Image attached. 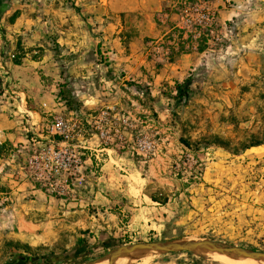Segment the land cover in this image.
<instances>
[{
	"label": "rangeland",
	"instance_id": "374dc122",
	"mask_svg": "<svg viewBox=\"0 0 264 264\" xmlns=\"http://www.w3.org/2000/svg\"><path fill=\"white\" fill-rule=\"evenodd\" d=\"M187 77L193 94L176 105ZM43 102L81 118L80 184L20 179L25 116L51 120ZM14 125L0 145L2 161L15 153L0 191L26 185L0 203V264H88L164 239L264 250V0H7L0 141ZM149 264L210 261L159 252Z\"/></svg>",
	"mask_w": 264,
	"mask_h": 264
},
{
	"label": "built area",
	"instance_id": "2783aa9c",
	"mask_svg": "<svg viewBox=\"0 0 264 264\" xmlns=\"http://www.w3.org/2000/svg\"><path fill=\"white\" fill-rule=\"evenodd\" d=\"M62 105L63 103H58ZM42 107L50 111L51 120L42 119L33 121L31 112L26 114L24 127V143L29 146V153L23 160L26 170L20 179L32 182L41 188H53L64 186H75L84 181L83 178V152L77 149H86L80 144L86 141L81 139V118L74 110H67L64 106L62 110L50 109L46 102ZM106 112H102L95 119L106 120ZM97 122H94L96 124ZM92 129L98 127L91 126ZM95 136L100 139H107L105 132H95ZM18 176H16L17 178Z\"/></svg>",
	"mask_w": 264,
	"mask_h": 264
},
{
	"label": "water",
	"instance_id": "95a60500",
	"mask_svg": "<svg viewBox=\"0 0 264 264\" xmlns=\"http://www.w3.org/2000/svg\"><path fill=\"white\" fill-rule=\"evenodd\" d=\"M150 251H158L160 253H192L205 254L206 252H216L232 259L245 260L252 259L256 261H264V250L247 248L235 244L225 243L214 239H198V240H152L141 241L113 247L108 253L104 254L97 260L88 264L96 263L104 258L108 264H114V261L121 256L128 255L130 257H144ZM134 253V254H133Z\"/></svg>",
	"mask_w": 264,
	"mask_h": 264
},
{
	"label": "trees",
	"instance_id": "16d2710c",
	"mask_svg": "<svg viewBox=\"0 0 264 264\" xmlns=\"http://www.w3.org/2000/svg\"><path fill=\"white\" fill-rule=\"evenodd\" d=\"M7 9V0H0V12L4 11ZM16 62V64L18 63V60H14ZM129 85H133L135 86L140 92L144 91V94H146V96L148 98L151 99L150 93L147 89H145L143 86L141 85H137V84H132V83H128ZM193 94V88H192V78L191 77H187L186 79L183 80V82L181 83H177L175 85V95L173 97L176 105L178 104H184L186 103L189 98L191 97V95ZM59 96L60 98H62L68 105L70 104L68 98L63 94V92H59ZM70 106V105H69ZM179 142L184 146V147H189V144L187 141H185L184 139H179ZM152 201L154 202H158L161 205H164L166 202L165 201H159L157 198L151 196L150 197ZM29 258L27 257H22V259H20V261H18L16 264H24L25 261H27Z\"/></svg>",
	"mask_w": 264,
	"mask_h": 264
},
{
	"label": "bare ground",
	"instance_id": "6f19581e",
	"mask_svg": "<svg viewBox=\"0 0 264 264\" xmlns=\"http://www.w3.org/2000/svg\"><path fill=\"white\" fill-rule=\"evenodd\" d=\"M158 251H150L144 257H130L128 255H124L119 257L114 261V264H149V261L152 257L158 254ZM134 254V253H133ZM206 259L210 261V264H264V261H256L252 259H245V260H237L229 258L225 255L216 252H206L205 253ZM93 264H108L106 258L93 263Z\"/></svg>",
	"mask_w": 264,
	"mask_h": 264
},
{
	"label": "crops",
	"instance_id": "0c3cea01",
	"mask_svg": "<svg viewBox=\"0 0 264 264\" xmlns=\"http://www.w3.org/2000/svg\"><path fill=\"white\" fill-rule=\"evenodd\" d=\"M15 126V125H14ZM13 127V126H12ZM10 128H11V126H10ZM12 129V128H11ZM16 133H17V128H16V126H15V130L13 131V132H10V133H7L5 136L4 135H2V139L3 140H1L0 141V145H2V143L3 142H5V141H9V142H12V139L13 138H16ZM4 137V138H3ZM14 155H15V153H11L10 155H9V157L5 160V161H2L1 159H0V173L1 172H3L4 171V169H5V167H6V165H10L12 168H13V164L11 165V162L13 163V160H11L13 157H14ZM6 171H9V169L8 170H6ZM7 172H4V174H6ZM16 185H26V184H24V183H20V181L19 182H17V181H10V180H7V182H6V191H0V203L3 201V200H6V199H11V194H13L12 192H10V191H8L7 189H12L13 187H15ZM6 207L4 208V209H2V211H6ZM0 211H1V209H0ZM1 216V215H0Z\"/></svg>",
	"mask_w": 264,
	"mask_h": 264
}]
</instances>
